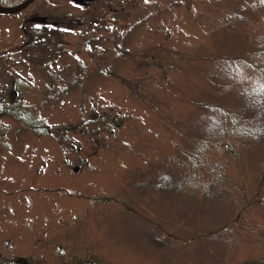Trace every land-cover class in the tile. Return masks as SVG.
<instances>
[{
    "label": "rangeland",
    "instance_id": "obj_1",
    "mask_svg": "<svg viewBox=\"0 0 264 264\" xmlns=\"http://www.w3.org/2000/svg\"><path fill=\"white\" fill-rule=\"evenodd\" d=\"M0 264H264V0L0 13Z\"/></svg>",
    "mask_w": 264,
    "mask_h": 264
},
{
    "label": "water",
    "instance_id": "obj_2",
    "mask_svg": "<svg viewBox=\"0 0 264 264\" xmlns=\"http://www.w3.org/2000/svg\"><path fill=\"white\" fill-rule=\"evenodd\" d=\"M34 0H21L13 4H0V13L14 14L28 7Z\"/></svg>",
    "mask_w": 264,
    "mask_h": 264
},
{
    "label": "trees",
    "instance_id": "obj_3",
    "mask_svg": "<svg viewBox=\"0 0 264 264\" xmlns=\"http://www.w3.org/2000/svg\"><path fill=\"white\" fill-rule=\"evenodd\" d=\"M1 2H3L4 0H0Z\"/></svg>",
    "mask_w": 264,
    "mask_h": 264
},
{
    "label": "flooded vegetation",
    "instance_id": "obj_4",
    "mask_svg": "<svg viewBox=\"0 0 264 264\" xmlns=\"http://www.w3.org/2000/svg\"><path fill=\"white\" fill-rule=\"evenodd\" d=\"M27 20V19H26ZM71 21H73V20H71Z\"/></svg>",
    "mask_w": 264,
    "mask_h": 264
}]
</instances>
